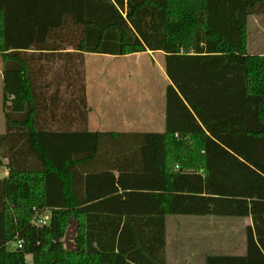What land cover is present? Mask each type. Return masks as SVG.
<instances>
[{"label": "trees", "instance_id": "16d2710c", "mask_svg": "<svg viewBox=\"0 0 264 264\" xmlns=\"http://www.w3.org/2000/svg\"><path fill=\"white\" fill-rule=\"evenodd\" d=\"M251 15L264 0H0V264H168V215L251 217L245 253L205 264H264ZM146 51L165 53V130H89L85 54Z\"/></svg>", "mask_w": 264, "mask_h": 264}, {"label": "rangeland", "instance_id": "374dc122", "mask_svg": "<svg viewBox=\"0 0 264 264\" xmlns=\"http://www.w3.org/2000/svg\"><path fill=\"white\" fill-rule=\"evenodd\" d=\"M248 50L251 53L264 54V15H251L249 17V43ZM156 60L160 57L156 54ZM158 62V61H157ZM86 92H88L91 102H93L96 95L97 86L103 85L105 88H115L117 84L113 82L101 83L100 79L105 77H121L123 88H128V98H132V103L135 112L137 111L136 119L139 124L134 125V129L138 130H150L148 124L141 123L139 111L144 101V97L147 94L148 89L158 91L163 86L164 73L161 65L152 62L151 56L146 53H140L138 56H129L128 58L115 59L114 56L99 55V54H87L86 55ZM1 93H2V81L0 80V115L1 121H4L1 105ZM94 103V102H93ZM3 126V124H2ZM5 174V169L0 172V176ZM167 237L171 241L173 240L172 221L174 219L183 220H196L208 221L207 224H191L184 223L180 226H174L173 223V235L178 236L180 239L193 240L195 235L201 237L204 234V238H208L210 243L205 244L209 249V253H241L245 245V229L237 221H243L241 217L230 216H195V215H168L167 217ZM71 221V220H70ZM67 227V230L69 229ZM66 234V233H65ZM71 236V234H69ZM65 237V236H64ZM8 247L13 249L16 247L15 242H11ZM169 260V253H168ZM175 261H172L174 264Z\"/></svg>", "mask_w": 264, "mask_h": 264}, {"label": "crops", "instance_id": "0c3cea01", "mask_svg": "<svg viewBox=\"0 0 264 264\" xmlns=\"http://www.w3.org/2000/svg\"><path fill=\"white\" fill-rule=\"evenodd\" d=\"M146 53L151 56L152 62L162 66L164 73L163 86L158 91L155 89L149 90L144 97L142 106L139 111L141 123L148 124L150 130L145 131H164L166 126V87L170 82L166 71H165V53L162 51H146L140 52ZM140 53L128 54V55H109L114 56L115 59L128 58L129 56H138ZM251 53V52H250ZM85 54V65H86V55ZM94 54V53H90ZM156 54L160 57L159 60L155 59ZM261 54V53H254ZM105 55V54H99ZM158 61V62H157ZM86 70V68H85ZM0 80L2 81V93L3 95V75H2V59L0 55ZM121 77H105L101 78V83L113 82L117 84L115 88L107 89L103 85L97 86L96 95L94 96L93 102H91L88 92H87V103L89 106V116H88V128L92 131H119V132H130V131H142L134 129L135 124H139L138 119H136L137 111L135 112L134 106L132 103V98H128V88H123L121 85L123 83ZM2 101V100H1ZM3 114V113H2ZM2 117L0 115V133L5 131L4 121H1ZM3 124V126H2ZM5 169V176L8 172L6 168H2L0 172ZM2 177V176H0ZM238 224H241L244 229L248 224L252 223L251 217H245L243 221H237ZM173 223L174 226H180V224L191 223V224H208V221H199L196 220H179L174 219L172 221V236L173 240H169L167 237V218H166V257L168 264H172V261H175L174 264H205V259L208 254V248L205 246L208 241V238H204V234L201 237L195 235L193 240L180 239L178 236L173 235ZM246 251V243L244 249L241 253L236 255H242ZM169 253V260H168ZM223 254H232V253H223Z\"/></svg>", "mask_w": 264, "mask_h": 264}, {"label": "water", "instance_id": "95a60500", "mask_svg": "<svg viewBox=\"0 0 264 264\" xmlns=\"http://www.w3.org/2000/svg\"><path fill=\"white\" fill-rule=\"evenodd\" d=\"M69 234H71V236H69ZM76 234H77L76 224H75L74 220H71L70 221V227L67 230L65 237H64V244H65V247L67 249L78 250V245L75 242Z\"/></svg>", "mask_w": 264, "mask_h": 264}, {"label": "built area", "instance_id": "2783aa9c", "mask_svg": "<svg viewBox=\"0 0 264 264\" xmlns=\"http://www.w3.org/2000/svg\"><path fill=\"white\" fill-rule=\"evenodd\" d=\"M39 222L41 223V224H46V223H48V217H42L40 220H39ZM18 245H19V247H21V245H22V243H21V241H19L18 242Z\"/></svg>", "mask_w": 264, "mask_h": 264}]
</instances>
